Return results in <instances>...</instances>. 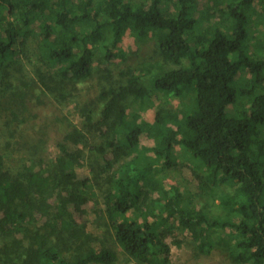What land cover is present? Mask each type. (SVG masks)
<instances>
[{"label":"trees","instance_id":"obj_1","mask_svg":"<svg viewBox=\"0 0 264 264\" xmlns=\"http://www.w3.org/2000/svg\"><path fill=\"white\" fill-rule=\"evenodd\" d=\"M34 27L46 101L75 100L98 58L105 87L78 106V124L53 114L21 137L36 96L20 65ZM128 33L153 56L116 77ZM254 41L264 42V0H0V264H171L165 235L176 230L197 258L220 250L231 264H264V48ZM178 150L211 206H184L189 190L159 176L177 169ZM89 183L108 206L95 210L100 237L83 224Z\"/></svg>","mask_w":264,"mask_h":264},{"label":"rangeland","instance_id":"obj_2","mask_svg":"<svg viewBox=\"0 0 264 264\" xmlns=\"http://www.w3.org/2000/svg\"><path fill=\"white\" fill-rule=\"evenodd\" d=\"M205 2L209 3V0H205ZM39 25H40V22H38L37 26ZM34 29H35V33L31 37V39L27 42V46L23 48L24 53L22 55L23 58H22L20 65L24 67V70H23L24 74H26L28 78L30 76L31 77L30 80L33 79L34 83H36L35 82V70L40 65L38 62V58L40 57V53H41L40 46L45 42L44 40L45 36L39 30V27L38 28L34 27ZM255 34L258 35V32L256 31ZM254 42H255L254 44H258L259 48H264V42L262 41H254ZM122 51H123V59L125 60H122V61L118 60L114 63L115 64L114 67L119 69L117 73L115 72L116 77L123 71L124 68L133 67L135 69L136 67L139 66L140 63L144 62L143 60H146L153 56L152 54L153 47H150L148 49L143 48L142 50H140L138 48L135 38L131 37L130 33H128L126 36V41L124 43V46L122 47ZM98 60L100 59L98 58L96 60L97 63L95 64L96 77L91 82H87L86 84L80 86L77 98L73 101L65 102L61 104H58L53 99H49V101H46V97L43 96L37 89L38 84L37 83L36 85L33 84L34 93L36 94V96L35 98H33L34 100L32 102L28 103V106L31 109V113L29 114L31 115V118L29 120L30 123H29V126L25 125L22 127L23 130L25 128L26 133L22 131L21 137H25V135L27 136L33 135L35 131L39 130L44 119L46 117H50L53 114L55 116H58V114H61V116L69 117L70 120L73 119L72 121L76 124L82 121L83 118L81 117V115L78 113V110H77L78 106L80 105L82 107L84 105L89 104L97 96V94H99L103 90L101 87L102 86L103 88L105 87V84L102 85L99 79L100 77H102V74L98 73L99 71L102 70V68L104 69L105 62L101 61V64H98ZM243 77L245 81L249 80V82L251 83H252V80L254 79V76L250 75L249 73H244ZM13 79L17 80L16 76ZM126 81L127 80L124 81V84L126 83ZM139 82L145 86H148L149 89L152 88L151 82L148 79L143 78ZM7 92L10 93V90H8ZM159 98H160V95H159ZM161 100L163 101L162 104H160L161 107H165L167 111H170V112L176 111L179 107L178 102L173 101L170 103L169 101H166L163 98ZM157 106L159 107V104H157ZM144 113H141V117L144 115ZM148 116L147 117L145 116V117L148 118ZM94 119L96 121L98 120V117ZM140 119L141 118L139 117L137 121ZM17 139H20V138H17ZM56 141H57V137H54L48 146L49 153L53 159H57L60 153V150H59L58 145L56 144ZM94 143H95V147L97 148L102 147L99 139H97ZM146 146H147V143L144 142V145L142 146L141 151L136 150V151L130 152L128 160H131L135 158L136 156L144 153L147 149ZM20 148L23 149V147H20ZM82 149H85V148L82 146L71 148V150L73 151L82 150ZM27 150L28 149H23L22 151L17 152V150L15 149L13 151L14 162L18 163V161L22 159L23 154L26 153ZM88 150L89 149H87V151ZM177 154L179 158V166L177 167V169L161 170L159 176L162 177V179H167L171 183L173 182L178 185L182 184L185 186L184 187L185 189L189 190L188 193H190V199H187L186 197L184 198L185 200V202H183L184 206L189 208V206L198 205L200 206V209L207 205L211 206L212 200L209 199V194H211L212 192L207 188V186L200 187L199 189V186L197 184L198 182L196 181L194 182L195 180L194 176L188 169L189 162L187 161L185 157H183L181 150H178ZM76 172L80 180H84L86 176H88V170L84 167L78 166ZM155 197H156L155 195H152L151 197L152 201L154 200ZM82 198L84 200L81 202V207H82V210L85 216L83 220V224L86 228V231L93 233L96 236L100 237L103 232L99 230L96 226L97 216L95 215V212H96L95 210L97 209L99 205L101 206L102 209L108 208L106 201L103 198V195L100 192V190L96 189L91 183H89L86 194L82 196ZM54 200L55 199H53L52 202H54ZM149 203H150L149 206H152V202H149ZM147 210L148 208L145 211H143L142 209H137L138 214H143V212H146ZM131 216L134 217V215H131ZM165 239L171 249V254H172L171 264H231V262L224 257L223 253L220 250L215 251L210 257L197 258L195 255L196 253L193 250V246H192L193 242L191 241V239L186 238L185 235L181 231L176 230L174 232L166 233ZM216 239H217L216 241L217 244H220V245H226V241H229L227 234L224 232L218 233L216 235ZM115 248H117L118 252L121 251L119 247L116 246ZM119 258H120V262L121 261L124 262L125 259L123 255H120Z\"/></svg>","mask_w":264,"mask_h":264}]
</instances>
